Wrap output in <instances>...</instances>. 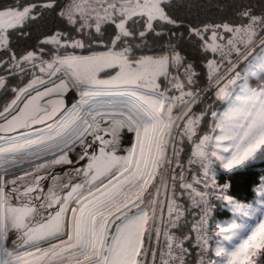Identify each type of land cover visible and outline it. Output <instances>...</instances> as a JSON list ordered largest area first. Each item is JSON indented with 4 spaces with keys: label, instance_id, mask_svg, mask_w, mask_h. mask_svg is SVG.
<instances>
[{
    "label": "rangeland",
    "instance_id": "374dc122",
    "mask_svg": "<svg viewBox=\"0 0 264 264\" xmlns=\"http://www.w3.org/2000/svg\"><path fill=\"white\" fill-rule=\"evenodd\" d=\"M100 1L105 3L111 0ZM156 1L125 0L118 3L117 8L121 7L119 12L124 14V19L139 14H144L150 19L156 16ZM75 2L76 0H74V7L67 8L68 15L77 14V9L87 13L89 17L94 16L99 19L98 16L103 15V12L99 13L98 7L99 5L104 6V4L83 3L84 1L80 0L76 4ZM27 12V7L0 10V61L3 60L0 69L8 62L7 59L1 57L4 33L19 24ZM122 25L123 21L116 24V29L120 33L123 31ZM213 37L215 36L209 35L208 42L204 41L205 48L214 59H216L214 50H218L220 53L224 52L226 55H223L222 58L227 56V60L225 59L226 61L224 60L225 62L223 61L219 65H217L219 62H216L217 59L213 61L214 64L208 63L209 75L206 84L192 93H184L180 89L181 85L177 83L176 72L173 71L171 79L166 80L167 74L171 72L172 63H169L164 55H131L123 48L111 49V45L104 51L79 54L70 50V52H63L45 60L33 59L29 55L27 57L24 55L22 59H14L15 62L11 60L7 64L6 68H9L10 71L1 72L0 70L1 89L5 77L21 73V77L24 76V71H19V69L23 70L24 66H29L32 69L29 71L31 75L27 78L26 83L15 92L13 102L22 96L29 97L37 94H40L41 98L45 96L43 100H40L41 108L45 107L42 113L44 119L40 122L46 123L44 125L46 128L39 129L42 124L35 121V125L38 123L40 125L34 126L32 128L34 132H30L26 137L27 144L30 149H33L32 155H34L36 164L62 155L57 153L62 152L71 140L73 145L77 144V130L80 127L83 129L79 123L87 121L90 125L96 116L100 122L110 120L123 122L122 131L127 133L125 149L123 156L121 155L122 161L112 169L113 173L119 170L116 173L118 174L124 167V159L130 150L128 148L130 132L128 133L125 129L124 124H128L130 127L132 125L137 141L140 140L142 133L141 141L137 143L134 138L133 142L136 154L133 153L138 156L135 163V177L144 176L145 178L141 186L134 182L133 186L127 184L128 180L126 179H131L134 174H130L132 169L130 171L128 169L121 179L113 178L116 181L114 185H111L114 181L110 180L111 182H108L104 188L87 195L82 202L77 204L74 213L68 217L70 232H72L69 240L59 241L57 239L56 243H52L54 238L60 236L61 223L60 229L46 231L48 234L51 233L41 240L42 236H39L36 230L45 227L46 221L44 218L42 220L44 223H41L38 215L31 216L32 219L29 218L28 223L19 227L17 236L20 233L24 234L25 230H28V233L33 230L32 243H29L31 245L35 243V246L42 245L44 242L48 243L43 246L45 247L43 250L48 249L44 256L54 257L50 253L52 254L53 248L58 245L61 247L60 254L66 253L70 257L69 252H64L66 250L64 246L68 245V250L77 248L79 251L77 256H82L69 260H66V256L58 257L55 258L57 264H176L178 262L179 258L183 256L186 237L168 233L165 235V226L160 227L161 212H164L162 210L163 197L159 200L157 194L158 186L163 183L168 199H166L167 203L176 202L181 208H187L188 196L185 204H182L173 198L168 186L170 182L178 181V172H172L169 175L170 181L165 187V180L169 173L167 168L162 169L161 163L165 158L167 159L166 163L169 160L172 163L165 151L172 155L178 130L184 132L187 128L186 134L188 135L195 129L193 128L195 124H192V122H196L195 108L205 98L213 94L216 105L213 104L214 109L210 110L205 131L203 130L197 134L198 137L193 138L189 154L203 159L205 187L210 183L209 180L215 171L229 172L256 158H264V82L258 78L260 75H264V27L253 29L247 25L231 34V37L222 43H217L218 39ZM47 41L51 44H58L59 47L65 45L72 47L76 44L75 40L71 43V41H61L53 36L49 37ZM76 47L75 50H77ZM233 52L234 54H232ZM163 83H166L167 87H161ZM165 87L169 90L168 93L165 92L167 95L160 91ZM52 94L57 101L51 98ZM61 94L64 96L60 97ZM157 98L158 103L155 106L154 101ZM37 105L40 106L39 103ZM9 107L3 109L0 116ZM50 110L52 113L49 112ZM34 112L37 114L36 110ZM99 121L98 123H100ZM2 123L0 126H3ZM1 130L4 129L1 128ZM70 133H75V135ZM186 134L184 133V135ZM159 140H161V150L157 161L158 166H161L160 168L157 166L153 172V168L150 167L153 148ZM10 142L9 139L0 140V145L6 147ZM68 149H65L64 152H67ZM73 156L75 157V155ZM73 156H66L64 160H71ZM173 165L180 168L183 164ZM40 170L36 168L30 173L35 176ZM174 176H176L175 180ZM30 179L20 180L21 187L24 188L29 184L28 180ZM34 186L35 189L40 188L41 183L37 182ZM113 186L118 188L119 192L115 189L116 196L114 194L111 198L107 191ZM124 186L126 187L124 188ZM205 187L202 194L203 199L208 202L204 195ZM74 199L77 200V195L75 198H71L62 209L67 211V207ZM199 200L201 201V198ZM220 201L217 206L227 214L224 217L214 218L209 233L208 220L211 210L206 218L205 232L199 231L198 233L200 241L203 242L206 249L203 254L201 253L203 255L202 264H264L260 261V250L264 246V179L259 180L252 188V198L249 202H240L226 196L221 197ZM198 205L201 206V203ZM197 208L198 206L190 208L188 223V230L194 235L195 257L199 255L198 250L201 247L200 242L198 244L194 223V213ZM80 209L81 211H94L88 226L90 232L86 229L87 222L84 221V216L76 211ZM65 211L63 210L64 214ZM115 212H118L117 215L110 220L112 213ZM156 218L158 219L155 220ZM24 221L25 219H23ZM101 227H103L102 234L100 233ZM62 237H65L64 234ZM170 238L183 239L178 242L181 253L171 252ZM18 241L24 243L26 240ZM82 244H84V248L81 247ZM177 258V262L174 263Z\"/></svg>",
    "mask_w": 264,
    "mask_h": 264
},
{
    "label": "trees",
    "instance_id": "16d2710c",
    "mask_svg": "<svg viewBox=\"0 0 264 264\" xmlns=\"http://www.w3.org/2000/svg\"><path fill=\"white\" fill-rule=\"evenodd\" d=\"M80 1L104 4L98 7L99 13L103 12V15L98 16L99 19L89 17L78 9L77 14L68 15L67 8L74 7V0H0V10L22 7L28 9L20 23L4 33L1 57L7 59V64L11 60L22 59L24 55L45 60L70 50L79 54L104 51L111 45V49L123 48L131 55H164L172 63L166 80L171 79L174 71L178 81L176 82L181 85L180 89L184 93H192L206 84L209 75L208 63L214 64L213 61L217 59L219 65L227 60V56L222 58L226 55L224 52L214 50V59L205 48L204 41L208 42L209 35L215 36L213 38L218 39L217 43H222L247 25L253 29L264 27V0H157L156 16L150 19L144 14L124 19V14L119 12L121 7L117 8V5L125 0L105 3L100 0ZM120 21H123L121 33L116 29V24ZM51 36L71 43L75 40L76 44L72 47H59L58 44L47 41ZM7 64L2 66L1 72L10 71L6 68ZM30 70L32 71L29 66H24L23 70L19 69L20 72L24 71V76L21 77V73L5 77L0 89V112L13 102L15 92L31 75ZM258 78L264 82V75ZM165 84H161V87H167ZM166 87L164 90L160 89L164 94L169 92ZM213 104L216 105L211 94L195 108L196 122H192L195 129L190 134H186L187 128L184 132L178 130L171 156L173 164H184L190 154L193 138L206 129L208 115L214 109ZM261 179H264V158L261 157L229 172L215 171L204 194L208 204L212 206L208 220L209 233L214 218L227 214L217 206L221 202L220 198L226 196L240 202H249L252 188ZM168 186L173 198L185 204L189 192L180 189L176 180ZM189 216L190 213L186 211L178 225L165 227V235L168 233L186 237L183 256L176 264H193L195 257L194 235L188 230ZM165 235L163 233L164 238ZM260 261L264 262V246L260 250Z\"/></svg>",
    "mask_w": 264,
    "mask_h": 264
},
{
    "label": "built area",
    "instance_id": "2783aa9c",
    "mask_svg": "<svg viewBox=\"0 0 264 264\" xmlns=\"http://www.w3.org/2000/svg\"><path fill=\"white\" fill-rule=\"evenodd\" d=\"M57 84V83H55ZM53 95V94H52ZM64 95L61 94L60 97H63ZM30 97V96H29ZM27 97H18L16 101L13 102L12 105L0 116V124L2 121L6 120L10 115H12L20 106L21 102L26 100ZM45 97V96H43ZM41 98V95L36 99V104L39 103L40 106L37 108V114L34 113L30 115V108L28 107L25 110L26 119L23 121L15 122L16 124H12L9 128L1 130L0 129V140H6L9 139L11 142L5 146L0 145V264H49L45 261V256L40 253V255H37L36 257H32L29 254V247L32 245H35V243H32V241L29 240V238L24 233H20L19 236H17V229L20 226L23 221L19 218V215L24 214L23 209L17 206L19 204V201H21V197L19 195V192L23 189L21 187L20 180H27L29 176L31 175L30 172H32V169L34 167V155L33 149H30V146L27 144L26 137H28L30 132H34V126L41 127L39 129H45L44 125L46 123L40 122V120L44 119L42 114L44 112V108H41L40 100L44 99ZM47 98V97H46ZM51 98L54 101V95L51 96ZM59 102V101H58ZM39 111V112H38ZM52 113V110L49 111ZM41 113V114H40ZM78 119V117H77ZM90 120V119H89ZM90 125L87 123V121L80 122L79 126H83V129L78 128L77 130V136L80 134H83L87 130H92V135L94 136L96 133V129H98L97 124L100 119H98L96 116L92 119ZM35 121H39L38 124H34ZM78 125V123H77ZM181 125V124H180ZM78 126V127H79ZM31 128V129H30ZM181 128V126H179ZM71 134V133H70ZM91 134V133H89ZM72 135H75L72 134ZM160 139V136H159ZM26 140V141H25ZM81 139L77 140V146ZM160 145L161 140L158 141V144H154V150H153V156H152V163L150 167L153 168L152 171H155V168L158 166V158H159V152H160ZM56 150V149H55ZM45 152V151H44ZM167 155H169V159H171L172 155L168 154L167 151H165ZM166 158L164 162H162V169L167 168L168 170V176L165 180V187H167V184L170 181L169 175L173 172H178V181L177 184L179 188L186 190L189 192L188 195V204L187 208L183 209L181 208L176 202L167 203V195L165 194V190L163 187V183H161L158 187V196L163 197V211L161 212L160 216V227H170L178 225L179 219H181L182 214H184L186 211H190V208H194L195 206H198L196 209L194 215H195V231L198 235L200 232H205L206 227V218H208V212L211 211V206L206 202L205 199H203V189L205 187V178H204V163L203 159L199 158L195 155H189L187 160L184 162L182 166L176 167L174 166L170 160L168 163H166ZM48 161V160H47ZM45 163L46 161H41L39 163ZM173 165V166H172ZM161 166V165H160ZM160 166H158L160 168ZM153 171V172H154ZM152 172V173H153ZM26 189V185L24 187ZM163 193V194H162ZM201 198V201L199 200ZM167 199V200H166ZM195 200V201H193ZM202 200H204L202 202ZM196 202V203H195ZM201 203V206L198 204ZM204 203V204H203ZM197 204V205H195ZM20 221V222H19ZM20 224V225H19ZM166 224V225H165ZM26 240L24 243H21L18 240ZM200 237L198 235V244L200 242L199 247V255L196 256L193 260V264H202L203 260L201 253L203 254L204 251H206L205 246L203 245V242L200 241ZM183 239H169V247H171V252L178 254L179 252V246L178 242H181ZM31 242V243H29ZM45 243V242H44ZM30 244V245H29ZM203 251V252H202ZM42 256V257H41ZM64 256L60 257L63 258ZM53 259L58 258L52 257ZM179 258V256H178ZM178 258L174 260L176 263ZM55 263V261H54ZM57 264V263H56ZM167 264V263H166Z\"/></svg>",
    "mask_w": 264,
    "mask_h": 264
},
{
    "label": "water",
    "instance_id": "95a60500",
    "mask_svg": "<svg viewBox=\"0 0 264 264\" xmlns=\"http://www.w3.org/2000/svg\"><path fill=\"white\" fill-rule=\"evenodd\" d=\"M2 63L3 60L0 61V65ZM159 95L162 96V94ZM38 96L40 94L24 99L18 109L4 120L0 129H7L12 124H16L15 122L25 120L26 116L23 114H25L24 112L28 107L31 110L30 115L33 116L34 110L37 111L35 105ZM121 125L122 123L117 120L115 122L110 120L98 123V132L89 140H85L77 146V153L75 157L73 156L72 159H75L72 162L71 159L65 162L56 161L50 165L45 163L41 165L40 172L36 173V178L31 173L28 179L31 176L32 178L28 180L29 184L26 185V189L23 188L19 192L22 199L17 206L22 208L24 212V214L19 215V218L21 221L25 219L19 225L22 226L28 223L27 221L31 216L36 217L38 215L41 223H44L42 220L45 218V227L36 230L37 234L42 236L41 240H43L51 233L48 234L46 231L60 229L61 214L64 210L62 208L71 198L77 195V199H79L82 195H89L108 179H111L119 171L113 173L112 169L116 168L122 161V154L125 149L127 133L122 131L123 127ZM33 182L34 184H32ZM35 182L36 184L37 182L41 183L40 188L35 189ZM117 213H112L110 220ZM33 232L31 230L28 233V230H25V234L30 241L33 238Z\"/></svg>",
    "mask_w": 264,
    "mask_h": 264
},
{
    "label": "bare ground",
    "instance_id": "6f19581e",
    "mask_svg": "<svg viewBox=\"0 0 264 264\" xmlns=\"http://www.w3.org/2000/svg\"><path fill=\"white\" fill-rule=\"evenodd\" d=\"M63 85V84H62ZM80 93V92H79ZM85 93V92H84ZM154 105L156 106V104L158 103V98L154 101ZM38 104V103H37ZM36 104V105H37ZM35 105V106H36ZM101 107V106H100ZM104 107V106H103ZM102 107V108H103ZM37 108H38V105H37ZM108 108V107H107ZM90 114V113H89ZM100 122V121H99ZM123 123V122H122ZM124 126H125V129L128 131V133L130 132V139H129V141H130V143H129V145H128V148L130 149L129 150V154L127 155V157L124 159V167L122 168V170L118 173V174H116L115 176H113L111 179H108L103 185H101L100 187H98V189H101V188H104L106 185H108V182H111L110 180H112V181H114V177H115V180L116 179H121V176L123 177L124 176V172H126L128 169H129V171H130V169H132V171L131 172H129L130 174H132V173H134L133 174V177L131 178V179H126V180H128V185H130V184H132V186H133V182L134 183H137V184H139L140 186L143 184V182H144V180H145V178H144V176L141 178H136L135 177V163H136V161H137V157L138 156H136V155H134V153L136 154V152H134V150H135V145L133 144V142H134V138H135V140H136V134H135V130L133 129V127H132V125H131V127L130 126H128V124L126 125V124H124ZM144 129V128H143ZM142 129V130H143ZM98 132V129H96V131H95V133H97ZM89 133H92V130L90 129V130H87V131H85L83 134H80V135H78L77 136V133H76V137H78V139H81L80 140V142H79V144H81V142H84L85 140H89L91 137H93V135L92 134H89ZM146 133V132H145ZM144 134V133H143ZM161 134V133H160ZM72 135V134H71ZM70 135V136H71ZM141 136H142V133H141V135H140V140H136L137 141V143H139V141H141ZM160 136V135H159ZM74 137V136H73ZM69 139V138H68ZM93 139V138H92ZM132 139V140H131ZM154 139H155V137H154ZM77 140V139H76ZM136 143V142H135ZM69 145H67L65 148H63V151L62 152H59V153H57V154H62V155H58V157H53V158H50L51 160H49L48 159V161L46 160V164H48V165H50V164H53L54 162H56V161H65L64 160V158L66 157V156H68V157H70V156H73V155H75L76 153H77V144H72V140L68 143ZM157 145V144H156ZM72 146V147H71ZM71 147V148H70ZM68 148H70V149H68ZM68 149V151L67 152H64V151H66V150ZM137 149V148H136ZM128 150V149H127ZM127 152V151H126ZM125 152V153H126ZM134 152V153H133ZM56 154V155H57ZM54 158H56V159H54ZM61 158V159H60ZM44 162L43 163H37L36 164V162H35V164H34V167H33V169H32V171L34 170V169H36V168H41V165H43V164H45ZM41 164V165H40ZM132 165V167H130ZM152 165H153V163H152ZM138 166V165H137ZM149 169H150V167H149ZM149 169H148V171H149ZM123 180V179H122ZM125 180V179H124ZM123 180V181H124ZM115 182L116 181H114L111 185H114L115 184ZM125 183V184H126ZM124 184V183H123ZM135 185V184H134ZM116 186V185H115ZM127 186V185H126ZM126 186H124V188L126 187ZM108 187V186H107ZM110 187V186H109ZM117 187V186H116ZM116 187H112L111 189H108V191H107V193H109V196L112 198L113 196H114V194H115V196H116V193H115V189L116 190H118V192H119V189L118 188H116ZM97 189V190H98ZM103 190H105V189H103ZM100 191V190H99ZM102 191V190H101ZM117 192V191H116ZM121 192V191H120ZM122 193V192H121ZM87 195L88 194H85V196L83 195L82 197H80L79 199H77L78 200V203L79 202H82V200H84L86 197H87ZM122 195V194H121ZM106 197H107V195H106ZM73 198H75V196L73 197ZM81 199V200H80ZM101 200H104V199H101ZM106 200V199H105ZM104 200V201H105ZM107 200H108V198H107ZM74 201H76V199H74ZM73 201V202H74ZM73 202H71V204H69V206L67 207V211H65V209H64V211H65V214H64V212H63V217H62V222H61V227L63 228H61V232H59L60 233V236L58 237V238H54L53 240V244L54 243H56V240L58 239L59 241H64V240H69V238L71 237L70 235L68 236V232H70L71 231V227H70V224H69V221H68V217L71 215V214H73L74 213V210H75V208H73V206H72V204H73ZM127 203V202H126ZM105 204V203H104ZM106 205V204H105ZM101 207V206H100ZM81 208V207H80ZM80 214H81V216L83 215L84 216V221H86L87 223H86V225L87 226H89V222H90V218H91V215H92V212H94V211H92V210H90V211H88V210H85V211H81V209L78 211ZM80 216V215H79ZM79 218V217H78ZM87 218V219H86ZM83 224V223H82ZM67 225V226H66ZM84 225V224H83ZM70 227V228H69ZM87 229V228H86ZM102 229H103V227H101L100 228V233L102 234ZM63 232V233H62ZM62 234H64V236L65 237H62ZM101 234H100V236H101ZM73 238V237H72ZM50 241H52V240H50ZM59 241H57V242H59ZM89 242V241H88ZM62 243V242H61ZM45 244L47 245L48 243H44V244H42V245H33V246H31V247H29V254H27V255H30V256H32V257H36L37 255H40V253H42V255H45V254H47V250L48 249H46V250H43V249H45V247H43V246H45ZM50 244V243H49ZM65 248H66V250L64 251V252H69L70 253V257H68L69 255L68 254H66V253H64V254H60L61 252H60V250H61V247H59V245L57 246V247H54L53 248V252H52V254L50 253V255H52V256H58V257H62V256H66V260H69V259H75V257H82V256H80V255H78L77 256V253H79V251L77 250V248L75 249V250H73V248H69V250H68V245L67 246H64ZM82 248H84V245H82L81 246ZM150 248V247H149ZM43 250V251H42ZM82 250V249H81ZM75 253H76V255H75ZM78 258V259H79ZM45 261L46 262H48L49 264H56V263H54V261H55V259H53L51 256H49V255H47V256H45Z\"/></svg>",
    "mask_w": 264,
    "mask_h": 264
},
{
    "label": "flooded vegetation",
    "instance_id": "af4514ba",
    "mask_svg": "<svg viewBox=\"0 0 264 264\" xmlns=\"http://www.w3.org/2000/svg\"><path fill=\"white\" fill-rule=\"evenodd\" d=\"M1 60V59H0ZM77 204H78V200H76V201H74L73 202V204H72V206H73V208H77ZM32 209V208H31ZM28 211V210H27ZM77 211V213H78V210H76ZM28 213V212H27ZM70 228V227H69ZM87 228V230L90 232V230H89V228H88V226L86 227ZM72 232H68V236L71 234ZM74 234V233H73ZM88 242V241H87ZM86 242V243H87ZM88 244V243H87ZM82 245H84V244H82Z\"/></svg>",
    "mask_w": 264,
    "mask_h": 264
},
{
    "label": "crops",
    "instance_id": "0c3cea01",
    "mask_svg": "<svg viewBox=\"0 0 264 264\" xmlns=\"http://www.w3.org/2000/svg\"><path fill=\"white\" fill-rule=\"evenodd\" d=\"M166 141L168 142V139H166ZM158 198H159V200L161 199V197L160 196H158ZM158 217V216H157ZM158 218H156L155 220H157Z\"/></svg>",
    "mask_w": 264,
    "mask_h": 264
}]
</instances>
